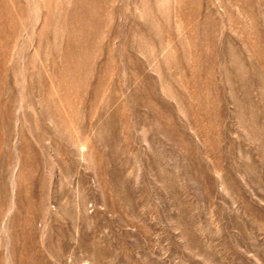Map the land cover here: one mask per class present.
<instances>
[{"label":"rangeland","instance_id":"374dc122","mask_svg":"<svg viewBox=\"0 0 264 264\" xmlns=\"http://www.w3.org/2000/svg\"><path fill=\"white\" fill-rule=\"evenodd\" d=\"M0 264H264V0H0Z\"/></svg>","mask_w":264,"mask_h":264}]
</instances>
